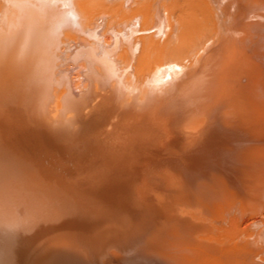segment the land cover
Segmentation results:
<instances>
[{"label": "bare ground", "instance_id": "1", "mask_svg": "<svg viewBox=\"0 0 264 264\" xmlns=\"http://www.w3.org/2000/svg\"><path fill=\"white\" fill-rule=\"evenodd\" d=\"M264 264V0H0V264Z\"/></svg>", "mask_w": 264, "mask_h": 264}, {"label": "rangeland", "instance_id": "2", "mask_svg": "<svg viewBox=\"0 0 264 264\" xmlns=\"http://www.w3.org/2000/svg\"><path fill=\"white\" fill-rule=\"evenodd\" d=\"M115 264H117V263H115Z\"/></svg>", "mask_w": 264, "mask_h": 264}]
</instances>
